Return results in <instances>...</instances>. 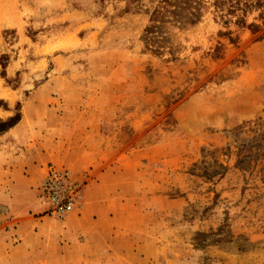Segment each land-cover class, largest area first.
Listing matches in <instances>:
<instances>
[{"label": "rangeland", "instance_id": "374dc122", "mask_svg": "<svg viewBox=\"0 0 264 264\" xmlns=\"http://www.w3.org/2000/svg\"><path fill=\"white\" fill-rule=\"evenodd\" d=\"M126 1L0 0V264H264V6L158 49ZM50 165L79 211H46Z\"/></svg>", "mask_w": 264, "mask_h": 264}, {"label": "trees", "instance_id": "16d2710c", "mask_svg": "<svg viewBox=\"0 0 264 264\" xmlns=\"http://www.w3.org/2000/svg\"><path fill=\"white\" fill-rule=\"evenodd\" d=\"M264 0H127L124 12L139 11L145 8L148 16V25L144 30V41L146 47H157L166 45V38L163 36L169 28L188 29L195 27L204 14L213 8L214 12L222 13L226 8V15L235 16L237 12L244 13L246 9H261ZM237 17V16H235ZM237 25H245L241 18L237 17ZM249 27L252 31L258 28L254 24ZM231 41V40H230ZM2 57H0V62ZM1 75H4L6 66L0 63ZM22 119L20 110L7 119H0V136L11 128L15 127ZM224 239L214 238L212 242H225Z\"/></svg>", "mask_w": 264, "mask_h": 264}, {"label": "built area", "instance_id": "2783aa9c", "mask_svg": "<svg viewBox=\"0 0 264 264\" xmlns=\"http://www.w3.org/2000/svg\"><path fill=\"white\" fill-rule=\"evenodd\" d=\"M85 181L86 175L79 177L68 168L50 165L39 185L46 211L58 217L79 211L84 203Z\"/></svg>", "mask_w": 264, "mask_h": 264}, {"label": "crops", "instance_id": "0c3cea01", "mask_svg": "<svg viewBox=\"0 0 264 264\" xmlns=\"http://www.w3.org/2000/svg\"><path fill=\"white\" fill-rule=\"evenodd\" d=\"M22 121H23V117H22L21 121H20L15 127L11 128V129H10L9 131H7L5 134H3V135L0 136V141H3L4 143L7 142L8 145H10V143L12 142V143H14V145L17 147V149L22 150V149H20L21 147H18V146L15 144V140H12V138L10 137V135H12V134L14 133L15 129H17V128L21 125ZM3 139H4V140H3ZM15 157H17V156H15ZM44 175H45V174H43V175L41 176V178H39V180H38V182H37V183H39V185H40L42 179L44 178ZM90 193H91V188H88L87 191H86V201H87V202H88V199H90ZM8 201H10V198L8 199ZM9 210H11L10 207H9Z\"/></svg>", "mask_w": 264, "mask_h": 264}]
</instances>
